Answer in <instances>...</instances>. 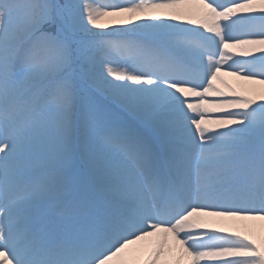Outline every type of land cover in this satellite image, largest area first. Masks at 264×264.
Here are the masks:
<instances>
[{
	"label": "snow or ice",
	"instance_id": "6c2138e0",
	"mask_svg": "<svg viewBox=\"0 0 264 264\" xmlns=\"http://www.w3.org/2000/svg\"><path fill=\"white\" fill-rule=\"evenodd\" d=\"M0 264H264V0H0Z\"/></svg>",
	"mask_w": 264,
	"mask_h": 264
},
{
	"label": "bare ground",
	"instance_id": "6f19581e",
	"mask_svg": "<svg viewBox=\"0 0 264 264\" xmlns=\"http://www.w3.org/2000/svg\"><path fill=\"white\" fill-rule=\"evenodd\" d=\"M225 79L228 80V81L231 82V83H234V81H233L232 78H230V77H225Z\"/></svg>",
	"mask_w": 264,
	"mask_h": 264
}]
</instances>
